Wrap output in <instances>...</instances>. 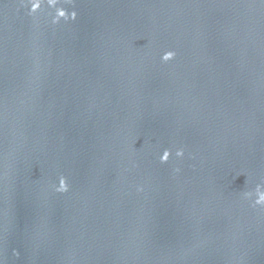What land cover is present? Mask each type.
Wrapping results in <instances>:
<instances>
[{"label": "water", "instance_id": "obj_1", "mask_svg": "<svg viewBox=\"0 0 264 264\" xmlns=\"http://www.w3.org/2000/svg\"><path fill=\"white\" fill-rule=\"evenodd\" d=\"M0 264H264V0H62L0 114Z\"/></svg>", "mask_w": 264, "mask_h": 264}]
</instances>
